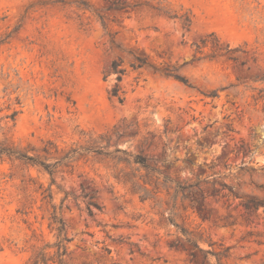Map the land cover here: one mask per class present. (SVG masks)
<instances>
[{
  "label": "rangeland",
  "instance_id": "1",
  "mask_svg": "<svg viewBox=\"0 0 264 264\" xmlns=\"http://www.w3.org/2000/svg\"><path fill=\"white\" fill-rule=\"evenodd\" d=\"M135 56L148 65L134 70ZM119 59L123 103L109 94L116 75L105 80ZM0 109V142L49 163L91 139L105 147L53 177L0 160V264L52 247L54 212L65 264H195L170 247L181 237L170 219L227 256L198 264H264V208L247 212L230 191L264 200V0H0ZM137 155L160 170L145 201L126 176L147 171L114 159ZM200 181L210 197H186L201 214L175 197L177 182ZM87 194L102 206L93 217Z\"/></svg>",
  "mask_w": 264,
  "mask_h": 264
},
{
  "label": "trees",
  "instance_id": "2",
  "mask_svg": "<svg viewBox=\"0 0 264 264\" xmlns=\"http://www.w3.org/2000/svg\"><path fill=\"white\" fill-rule=\"evenodd\" d=\"M115 5V4H114ZM119 9V8H118ZM155 9V8H154ZM159 12L165 13L166 15L171 16V18L174 19H180L183 22V25L185 27H190L191 25V19L187 16L179 17L177 14L171 15L169 12H164L163 10L157 9ZM236 51V50H235ZM135 62L133 63L134 70L142 69L143 67L148 65V61L145 58L135 56L134 57ZM121 59L115 60L112 62L110 69L105 74V80L110 75H116V85L111 89L109 92L110 96L112 98H116L119 100L120 103H123L125 101V97L123 89L121 87V82L123 81V77L125 76L126 71L121 68ZM168 77H174L175 79L184 82L185 84L188 83V81L183 78L182 76L166 73L165 74ZM17 104H20L18 102ZM10 111V106L7 108ZM3 110L0 109V113H2ZM20 114V111L14 109L11 114H8L4 117V119L11 120L15 122L16 118ZM105 137H100V140H105ZM50 146H53L51 142L47 144V146L43 149V152L47 155L51 154ZM105 147L100 146V142L97 140H90L89 144L86 146H81L79 148H75L67 152L64 156L57 158L56 162L49 163L48 159L43 160L39 154L30 155L29 151L25 149H21L19 147L7 144L6 142H0V160L5 161L8 160L12 163H21L23 165L29 166V167H36L40 168L41 170L48 173L51 177L56 173L57 169L59 167H67L72 168L71 163L75 161V159H83L87 157L90 154H104ZM35 151V150H33ZM58 153V150H56ZM118 155L123 156H131L129 153L122 149H117L115 151ZM119 163H127L129 165H138L140 168H143L147 171L146 175L137 176L135 172H138L139 169H135L134 173L128 174L126 182L131 184L132 191L135 194H139L142 200H147L150 198H155V193H159V191L154 192L153 190H150L148 188L149 185H152V181L150 180V174L160 173V170L156 168L155 165L151 164L154 162V159H149L148 157L137 155L133 158L131 161L130 159H124L120 156L115 157ZM168 177H166V181L163 184L164 187H167V181ZM170 181V180H169ZM204 184L206 182H197V183H176L175 188V197L178 198L179 194H183V199H190L192 202L197 203V210L199 214H201L204 211L203 206L200 204V200H192V197H186V193L193 195V197L200 195L203 199H207L210 197L209 194L204 190ZM156 188L154 190H159L157 187L159 184L158 182H155ZM170 189V188H169ZM169 191V190H168ZM231 194L236 198L240 199L241 203L240 206H242L247 212L252 211H258L261 207L264 208V200L256 197V196H250V195H240L237 192H234L233 189H230ZM154 193V194H153ZM51 198V196H49ZM85 198L88 199L87 201V210L91 217L95 215V210L102 211V206L97 202L96 198L93 195H85ZM194 208V207H192ZM170 222L173 223V225L180 231L181 237H178L175 241L170 242L171 248L181 249L185 252L189 253V256L191 257L192 262L195 264H198V261L200 259V255L203 256L204 260L208 259L209 255H215V256H223L227 257L225 254H213L210 251H205L200 247L199 241L197 237L189 232L186 228H183L179 226L177 223H175L174 220L170 219ZM54 226L55 230L57 231V242L51 247V246H45V248L37 253L31 260V264H51V263H58V264H65L64 258L68 255V247L67 244L70 242V239L66 237L65 234V222L64 220L59 217L56 212H54L52 216V223L51 226ZM46 248H54L55 253L53 255H50L49 253H46ZM221 258L218 259V262H220ZM219 264V263H218Z\"/></svg>",
  "mask_w": 264,
  "mask_h": 264
}]
</instances>
